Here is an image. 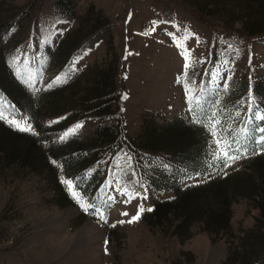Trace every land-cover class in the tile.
<instances>
[{
  "label": "rangeland",
  "instance_id": "obj_1",
  "mask_svg": "<svg viewBox=\"0 0 264 264\" xmlns=\"http://www.w3.org/2000/svg\"><path fill=\"white\" fill-rule=\"evenodd\" d=\"M37 1L0 0V72H11L38 100L61 92V102L70 107L88 75L108 70L121 91L120 108L51 133L59 142L87 141L89 153L100 152L75 180L42 151L43 132L0 88V121L14 130L8 152H0V264H223L242 231L260 217L254 199L233 202L227 232L211 233L197 221L188 233L182 229L181 238L174 215L162 221L147 211L157 201L174 199L173 188L158 189L149 179L171 173L173 165L161 157L137 159L123 138L116 144L98 134L103 127L116 128V134L138 143L147 124L168 126L180 118L202 126L209 143L205 171L190 173L179 165V186L242 171L244 161L264 149L262 106L251 87L264 79V42L258 36L248 44L241 41L246 49L240 54L234 33L242 28L240 12L251 0H170L173 9L164 3L168 0H43L41 33L34 34ZM197 13L221 29L200 21ZM17 19L21 26H15ZM177 41L191 53L187 69ZM57 77L66 82L54 83ZM29 78L31 84L25 82ZM61 116H44L41 127ZM13 119L26 120L34 133L18 130L9 123ZM78 124L82 127L61 139ZM185 133L180 130L178 137L186 139ZM218 139L227 140L230 154L241 158L226 164L217 155ZM62 178L73 180L89 203L104 210L107 223L84 211ZM129 194L133 198L126 203ZM140 205L145 209L140 219L128 223Z\"/></svg>",
  "mask_w": 264,
  "mask_h": 264
},
{
  "label": "trees",
  "instance_id": "obj_2",
  "mask_svg": "<svg viewBox=\"0 0 264 264\" xmlns=\"http://www.w3.org/2000/svg\"><path fill=\"white\" fill-rule=\"evenodd\" d=\"M250 2L248 1L247 6H243L240 12L242 28L234 30L241 45L238 48L240 54L246 49L241 41L248 44L253 36H258L264 42V0ZM42 3L43 0L37 1V8L32 15L31 32L34 34L41 33L38 18ZM164 3L173 9L174 4L170 0ZM197 15L200 21L221 29L222 26L212 18L204 14L197 13ZM14 23L15 26H21L18 19ZM88 76L86 83L77 88V98H74L71 106L67 107L59 98L62 95L61 92L55 96L44 95L38 100L27 91L23 82L15 79L11 72H0V88L5 96L18 110L26 112L35 127L43 132L46 149L42 151H47L51 157L60 162L64 173L75 180L91 168L95 160L99 159L100 152L94 148L89 153L87 141L71 138L59 142L52 138L51 133L55 130H64L89 117H108L113 110L120 108L121 91L117 88L109 71L98 70ZM251 87L259 98L264 117V79L252 83ZM46 115L52 118L62 116L50 126H44L43 129L41 125H44ZM144 127L145 131L140 134L138 143L126 133L116 134V128L103 127L98 136L103 141L108 140L116 144L120 142V138H123L137 159H141L142 156L161 157L166 163L173 165L174 169L171 173L163 171L157 178L149 176L156 188H173L176 193L171 201L161 203L157 201L151 217L163 221L174 215L178 221L177 233L181 238L184 237L182 229H186L188 233L191 225L197 221H200L209 232L220 234L229 230L233 202L252 197L260 209V217L252 227L242 231L237 243L229 248L223 264H264V149L261 152H253L244 161L242 171L225 176L220 175L203 184L181 187L177 182L180 173L179 165L186 166L190 173L205 171L208 134L202 126L180 118L172 120L168 126L152 122ZM183 129L186 133L182 136L186 139L178 137L180 130ZM13 131L0 121V152H8ZM22 157L25 159V155ZM141 172L146 173L144 167L141 168Z\"/></svg>",
  "mask_w": 264,
  "mask_h": 264
},
{
  "label": "snow or ice",
  "instance_id": "obj_3",
  "mask_svg": "<svg viewBox=\"0 0 264 264\" xmlns=\"http://www.w3.org/2000/svg\"><path fill=\"white\" fill-rule=\"evenodd\" d=\"M152 31H155V28L152 29ZM187 31V30H186ZM192 36H194L195 34H190ZM188 37H184V39H187ZM178 46L181 47L183 50L181 52V55H183L185 57V69H187L188 67H190V64L188 63L191 53L187 48H184L183 44H181L179 41H177ZM26 83L31 84V78H29V80L25 81ZM62 82H66V79L64 81H62L59 77H57L56 81L54 83H62ZM48 88L53 87V83H49L47 85ZM125 99H127V96L124 97ZM0 118H2V112H0ZM9 123L13 124L18 130L22 131V132H33L34 133V129L32 128L31 124L28 123L26 120H22L21 122L16 121L15 119L10 120ZM219 124V121L216 120L212 127L215 130L216 125ZM80 127H82V124H78L75 126V128L70 129L69 132H66L64 134V136L61 137V139H65L68 135L70 134H74ZM243 131V130H242ZM260 131L264 132V129H261ZM215 134V132H214ZM261 142H262V148H264V136H261ZM216 143L218 145H221L220 151L217 153L218 156H223L225 163H235L236 160L241 158L240 154L237 155H231L230 153L232 152V148L229 144V142L227 140H222V139H218L216 141ZM243 154L247 155L248 154V149L244 148L243 149ZM53 163H56L55 161H53ZM62 183H64L67 186V190L70 193V195L80 204L81 208L88 212L91 211V213L93 215L98 216L101 220H103L105 223H107V216L104 212V210L102 209H98L96 208V206L92 203H89L87 201V199L85 197L82 196V194L76 190L77 185L75 184V182L73 180L70 179H64L62 178ZM128 190L127 189H123L122 193H126ZM133 198V196L131 194H129V200L125 201L130 202V200ZM114 199V197H110V200ZM145 211L143 205H140L137 211V214L135 216L132 217L131 220L127 221L128 223H133L136 222L140 219L141 214ZM147 211H152L151 208L147 209ZM123 215H128V213H123ZM125 221H119V223H124Z\"/></svg>",
  "mask_w": 264,
  "mask_h": 264
}]
</instances>
